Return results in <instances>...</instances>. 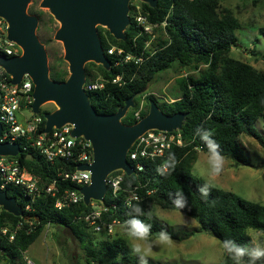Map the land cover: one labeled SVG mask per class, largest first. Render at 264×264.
Returning <instances> with one entry per match:
<instances>
[{"label":"trees","instance_id":"16d2710c","mask_svg":"<svg viewBox=\"0 0 264 264\" xmlns=\"http://www.w3.org/2000/svg\"><path fill=\"white\" fill-rule=\"evenodd\" d=\"M218 6V0H155L154 6L141 2L139 11L147 14L151 22L166 19V36L162 35L157 39L159 49L139 64L113 66L112 57L108 55L111 62L108 69L94 62L85 65L88 69L87 78L96 75L111 78L119 74L125 81L120 86L106 83L103 90L87 93L91 106L98 114L114 113L123 107L127 98L136 102L138 96L145 95L147 101H155L154 96L147 94L145 90L157 73L172 67L174 63L180 68L196 70L195 74L177 78L181 92L179 97L168 102H157L158 108L164 114L183 115L178 129L183 145L173 146L164 158L155 162L145 161L142 171L124 174L122 189L116 197H112L107 187L101 202L91 200L89 204H84L79 200L75 204L57 209L54 203L60 193L64 189L76 188L69 181L60 179L56 182L58 192L54 195L42 193L33 202L18 187H6V195L14 198L21 207V215L0 208V227L7 226L15 230L12 240H8V236L0 235V251H3L1 257H13L15 253L25 251L43 228L53 226L68 227L81 239L83 256L88 264H140L139 258L129 253L125 241L119 236L99 241L96 245L82 238L86 235V228L90 227L80 217L92 209V204H102L106 208L101 211L98 220L100 224L117 219L121 225L136 215L132 206L139 205L143 210V215L139 218L151 224V236L154 238L161 231H166L171 239L181 240L194 232L187 231L183 236L171 233L152 213L155 206L181 211L198 223L195 231H205L220 242L232 238L239 244L248 245L250 237L246 234V229L264 233V204L245 200L233 192L210 185L190 172L197 149L207 153L204 142L200 140V134L206 129L213 133L212 138L219 144L222 156L230 158L234 165L248 164V158L239 146L241 134L253 137L264 149V139L254 127L257 118H264V71L230 56L231 47L237 44L235 30L241 24L230 10L219 12ZM129 12L132 23L124 29V39L117 40L106 32V39L103 41L105 49L116 45L133 53L141 50L147 35L134 37L137 30L132 17L136 7L130 5ZM260 29L264 33V29ZM252 52L264 59V55L253 50ZM63 64L62 58L55 59L48 73L51 80L61 82L66 79L68 72ZM137 107L136 102L120 121L125 125L134 124L137 121L134 117ZM148 110L149 107L140 111L139 119ZM39 115V131H42L45 119L42 113ZM170 152L176 158L175 168L170 174L164 175L157 171V163L165 162ZM16 158L20 165L44 184H48L55 177L60 167H69L65 161H47L32 148L25 151L20 148ZM203 184L210 186L207 199L198 191ZM135 185L140 199L126 206L123 199ZM177 191H183L187 199V206L183 210L173 205ZM27 203H30V210L25 209ZM29 221L33 222L30 230ZM147 264L153 263L147 261ZM218 264L232 262L224 253Z\"/></svg>","mask_w":264,"mask_h":264},{"label":"water","instance_id":"95a60500","mask_svg":"<svg viewBox=\"0 0 264 264\" xmlns=\"http://www.w3.org/2000/svg\"><path fill=\"white\" fill-rule=\"evenodd\" d=\"M28 1L0 0V16L8 24L7 36L21 48L19 56L0 57V65L11 75L12 83H18L24 73L31 77L34 84L31 109L34 113H38L40 105L46 101L57 106L55 110L43 113L44 132L70 123L73 135H83L91 142V163L79 165V169L90 172V182L80 187L79 191L84 204H89L91 200L102 201L109 173L116 169L132 173L126 153L133 140L148 129H179L183 115L164 114L155 102H150L145 116L132 125H125L120 119L132 106V98H127L123 107L111 114H98L88 100L82 87L84 63L91 61L104 68L109 67L96 35L95 24L106 26L115 39L123 40V31L130 23L129 0H42L41 5L47 7L60 23L54 38L62 43L63 59L68 63L69 73L61 82L49 78L46 52L35 34L37 18L26 11ZM140 1L155 5V0ZM1 130L0 124V134ZM18 152L17 143L0 142V155L15 156ZM0 207L21 215V207L15 199L2 190Z\"/></svg>","mask_w":264,"mask_h":264},{"label":"rangeland","instance_id":"374dc122","mask_svg":"<svg viewBox=\"0 0 264 264\" xmlns=\"http://www.w3.org/2000/svg\"><path fill=\"white\" fill-rule=\"evenodd\" d=\"M39 2L40 0H29L26 11L38 20L35 34L45 49L49 73V68L54 65L55 59L58 57L63 59L64 52L61 41L54 38L55 31L59 28V22L49 15L47 9H41ZM140 3V0H129L128 7L129 9L130 5L139 7ZM218 5L219 12L230 10L241 24L240 28L235 30L237 44L231 47L230 56L264 71V59L252 52L253 50L264 55V33L260 32V28L264 29V0H218ZM128 15L131 17L129 11ZM162 35L160 33L159 37ZM104 47L105 44H102L103 49H105ZM63 62V66L68 72V63L64 59ZM89 62L91 61L84 63L85 80L88 79V69L85 68V65ZM195 71L180 68L174 63L172 67L157 73L145 90L147 94L154 96L156 102L147 101L145 95L138 96L136 111L140 113V111L148 109L150 102L157 104V102H168L179 97L181 92L177 85V78L195 74ZM136 102L134 101L126 112ZM56 108L57 106L53 102L46 101L40 105L38 114L51 112ZM23 114L29 116L30 111L24 110ZM254 127L264 139V118H257L254 121ZM239 146L248 158V164L234 165L230 158L223 156L222 170L218 175L213 176L209 174L207 167V153L197 149L190 172L210 185L233 192L245 200L264 204V149L253 137L246 134L240 135ZM152 213L165 225L168 231L175 235L183 236L190 230H194V232L181 240L170 238L166 243L153 240L151 251L146 257L148 262L153 264H218L222 261L224 251L221 242L205 231H195L198 229V223L194 219L179 210H166L158 206L153 208ZM85 233L87 237L83 235L82 238L92 241L94 245L99 241L119 236L125 241L129 253L139 258L130 251L123 225L114 226L111 232L94 231L90 227L86 228ZM246 234L250 237V244H252L256 242L257 234L264 233L249 228L246 229ZM83 254L81 239L68 227L47 226L39 232L25 251L15 253L13 257L0 256V264H27V259L33 264H88ZM92 264L97 263L93 262Z\"/></svg>","mask_w":264,"mask_h":264},{"label":"built area","instance_id":"2783aa9c","mask_svg":"<svg viewBox=\"0 0 264 264\" xmlns=\"http://www.w3.org/2000/svg\"><path fill=\"white\" fill-rule=\"evenodd\" d=\"M132 19L133 25L137 30L134 37L137 38L145 34L147 38L144 39L142 48L138 53L125 51L122 47L116 45H111L103 50L106 57L108 55L112 57L113 66L126 63L139 64L159 49L157 40L159 34L166 36V19L159 22H151L147 14L139 11V7H136V12L133 14ZM130 23H132L131 19ZM7 28L6 20L0 16V57L19 56L21 48L8 38ZM110 63L109 67H111ZM124 82L119 74L111 78L96 75L84 80L82 87L88 93L103 90L106 83L120 86ZM33 87L34 84L27 73L22 75L18 83H12L11 75L0 65V124L2 126L0 142L17 143L19 152L20 148L24 151L29 148L35 149L47 161H65L68 162L67 165L69 167H60L55 177L48 184H44L40 182L38 177L19 164L16 158L19 152L15 156L0 155V190L4 191L8 186L18 187L25 195L29 196L30 202H33L42 193L54 195L55 192H58L56 182L59 179L69 181L76 188L64 189L60 193L54 206L57 209H61L64 206L75 204L82 200L79 188L89 184L90 172L86 169H79V165L91 163L92 146L91 142L83 135L75 136L71 133L73 125L70 123H65L58 128L52 127L48 132L43 131L44 127L42 131H39L41 117L31 109ZM24 110L30 111L29 116L23 114ZM139 115V111L134 112V117L137 121L139 120ZM183 143L178 129L172 131L148 129L133 140L127 150L126 159L131 166L132 172L142 171L145 168V161L155 162L164 158L173 146H182ZM164 163V161L157 163V168H161ZM124 174L126 173L122 169H116L108 174L106 184L112 197H116L122 189L121 182ZM136 188V185L133 186L124 197L123 201L126 206H130L132 201L140 199ZM149 192L147 191V193ZM30 208V203H27L25 209L30 210ZM104 209L106 208L102 204H92V209L81 216L80 219L86 222L94 231L106 230L111 232L114 226L121 225V223L117 219H113L109 223L100 224L98 220L100 219L101 211ZM28 224L29 230L32 229L33 222L29 221ZM14 233L15 230H11L7 226L0 227V235L8 236V240L13 239ZM26 262L27 264H33L29 259Z\"/></svg>","mask_w":264,"mask_h":264},{"label":"clouds","instance_id":"9594fccd","mask_svg":"<svg viewBox=\"0 0 264 264\" xmlns=\"http://www.w3.org/2000/svg\"><path fill=\"white\" fill-rule=\"evenodd\" d=\"M199 128V127H198ZM213 133L206 129L200 134V140L207 148V167L210 175H218L223 167L224 157L221 154L219 144L212 138ZM176 158L173 153H169L167 160L157 171L167 175L174 170ZM198 191L207 199L210 186L203 184ZM173 205L180 210L187 206V199L183 191L174 194ZM132 211L136 214L130 217L123 225L126 238L129 241L130 251L139 257L140 264H147V255L151 251L153 240L159 243H166L170 237L166 231H161L157 237L151 236V224L145 223L139 217L143 215V210L139 205L132 206ZM221 247L232 264H264V234H257L256 242L252 244H239L232 238L224 239Z\"/></svg>","mask_w":264,"mask_h":264},{"label":"flooded vegetation","instance_id":"af4514ba","mask_svg":"<svg viewBox=\"0 0 264 264\" xmlns=\"http://www.w3.org/2000/svg\"><path fill=\"white\" fill-rule=\"evenodd\" d=\"M41 3H42V0H40V2H39V7H40L41 9H47L49 15H51V16L53 17L54 20H57V19H55L54 16L50 13L49 9H48L47 7L41 5ZM40 13H41V12H40ZM37 21H38V20H37ZM57 21H58V20H57ZM58 22H59V21H58ZM59 24H60V23H59ZM95 31H96V35H97V37H98V39H99V42H100V44H101V46H102L104 39H106V32H108V29L106 28V26H104V25H102V24H100V23H96V24H95ZM102 49H103V48H102ZM103 50H104V49H103Z\"/></svg>","mask_w":264,"mask_h":264}]
</instances>
